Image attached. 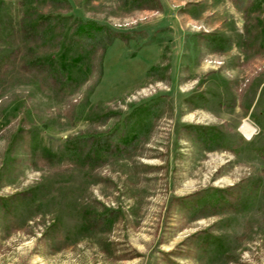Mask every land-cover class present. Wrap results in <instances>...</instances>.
I'll list each match as a JSON object with an SVG mask.
<instances>
[{"label": "rangeland", "instance_id": "1", "mask_svg": "<svg viewBox=\"0 0 264 264\" xmlns=\"http://www.w3.org/2000/svg\"><path fill=\"white\" fill-rule=\"evenodd\" d=\"M158 1L70 0L133 39L87 51L62 90L0 79V264H264V0ZM20 9L0 0V55ZM82 135L113 141L88 159Z\"/></svg>", "mask_w": 264, "mask_h": 264}, {"label": "trees", "instance_id": "2", "mask_svg": "<svg viewBox=\"0 0 264 264\" xmlns=\"http://www.w3.org/2000/svg\"><path fill=\"white\" fill-rule=\"evenodd\" d=\"M130 1L136 8L154 9L160 6L158 0ZM19 5L20 18L16 25L18 42L13 49L0 55V79L9 77L12 70L17 68L32 74L54 91L62 90L66 84L75 81L72 71L87 51L102 48L114 40L128 44L133 39L128 31L114 29L105 22L71 13L70 0H19ZM63 10L67 12L63 13ZM138 32L142 33L141 30ZM4 33L0 15V40ZM151 34V37H146L137 45V50L153 42L154 35ZM137 50L128 56H134ZM71 51L76 52V56L70 55ZM8 68L11 70L7 72ZM110 136L82 135L70 138L69 142L73 150L83 151L86 158L94 159L106 153L107 147L113 141ZM216 193L213 206L206 200L205 207L223 208L230 205L223 194L226 193L225 190L217 189ZM17 196L14 194L10 199L14 200ZM90 222L104 224L109 221L105 214H97L91 217Z\"/></svg>", "mask_w": 264, "mask_h": 264}, {"label": "bare ground", "instance_id": "3", "mask_svg": "<svg viewBox=\"0 0 264 264\" xmlns=\"http://www.w3.org/2000/svg\"><path fill=\"white\" fill-rule=\"evenodd\" d=\"M240 130L249 134L252 132L253 128L250 126V124L247 121H244L240 127Z\"/></svg>", "mask_w": 264, "mask_h": 264}]
</instances>
